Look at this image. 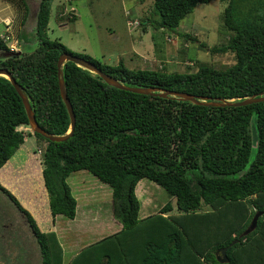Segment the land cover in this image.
<instances>
[{"label": "trees", "instance_id": "trees-1", "mask_svg": "<svg viewBox=\"0 0 264 264\" xmlns=\"http://www.w3.org/2000/svg\"><path fill=\"white\" fill-rule=\"evenodd\" d=\"M211 1L154 0L159 27L176 29L199 3ZM53 3L39 2L35 26L39 45L34 51H11L10 37H0V50L10 53L0 60V67L25 88L37 121L47 131L66 134L70 129L58 79V59L65 52L85 57L130 84L213 99L244 98L264 91V0H228L223 22L229 38L210 52L232 53L235 62L221 68L200 63L192 72L136 69L123 61L102 63L90 54L75 52L48 37ZM74 10L69 20L77 18ZM150 22L146 17L141 23ZM184 37L198 40L189 33ZM65 76L76 114L74 134L65 141L34 132L16 88L0 76V169L27 136L46 143L42 156L52 222L48 230L41 227L43 217L35 216L0 181V190L26 216L42 264H264V101L206 106L135 93L109 85L71 61L65 65ZM254 116L256 146L251 129ZM81 171L110 186L114 218L110 225L102 220L87 225L83 220L74 226L75 234L99 238L66 263L55 219L58 215L77 218L78 198L68 178ZM144 178L163 187L176 205L168 201L157 212L140 217L142 203L136 187ZM257 213V226L245 234ZM116 220L121 225L114 229ZM225 247L228 261L221 262L218 255Z\"/></svg>", "mask_w": 264, "mask_h": 264}, {"label": "rangeland", "instance_id": "rangeland-1", "mask_svg": "<svg viewBox=\"0 0 264 264\" xmlns=\"http://www.w3.org/2000/svg\"><path fill=\"white\" fill-rule=\"evenodd\" d=\"M6 1L13 5L10 8L12 14L20 15L16 16V23L9 28L10 31L0 22V37H3L2 34L10 37L7 44L11 51H34L39 45L35 26L40 0H26V4L21 0ZM227 5L228 0L199 3L176 29H170L159 27L161 17L155 9L154 0H54L47 33L50 39H59L73 51L90 54L102 63L123 61L131 68L165 69L170 72H192L200 63L221 68L235 62L232 53L210 52V48L226 43L229 38L223 22ZM72 9L77 16L75 20L68 19ZM61 11L65 12L62 16L59 15ZM146 17L151 22L143 25L142 19ZM129 20H132V26ZM187 33L198 40L186 39L184 34ZM201 43L207 48L201 47ZM8 54L0 50V60ZM255 122L254 116L251 129L256 146ZM45 146L46 143L38 137L27 136L9 163L0 169V181L7 184L35 216L43 217L41 227L44 231L52 226L50 212L47 211L49 195L43 178V153L39 152L40 147L43 152ZM255 151L254 148L252 158ZM68 182L78 198V215L75 221L58 215L54 226L65 247L66 263L83 246L99 238L75 234L72 230L74 226L83 220L88 221L87 225L99 220L110 221V225L114 218L110 186L87 171L71 175ZM136 193L142 203L140 217L157 212L168 201L176 205V200L163 187L147 178L140 180ZM120 225L116 220L114 229ZM0 264H42L40 248L26 216L1 190Z\"/></svg>", "mask_w": 264, "mask_h": 264}, {"label": "water", "instance_id": "water-1", "mask_svg": "<svg viewBox=\"0 0 264 264\" xmlns=\"http://www.w3.org/2000/svg\"><path fill=\"white\" fill-rule=\"evenodd\" d=\"M68 61L74 62L77 65L81 66L82 68L90 71L91 73L98 75L100 78L103 79V81H105L109 85H112L120 89L132 91L135 93H141V94H146V95L150 94V95L161 96L165 98L166 97H176L177 99L181 101H191L195 104H201V105H206V106H245V105L264 101V91L258 94H253L251 96L244 97V98H233V99L216 98V99H213L212 97L196 96L194 94L184 92V91L168 90V89H161L158 87L130 84V83L121 81L113 77L112 75L106 73L96 63H94L93 61L89 59H86L85 57H82L80 55H76L73 53L65 52L61 54L58 59V79H59L60 93L67 107L68 113H69L70 129L66 134H55L50 131H47L39 124V122L37 121L36 115H35V111L32 107L30 97L27 94L25 88L20 83H18L16 78L12 75V73L7 68L0 67V76L7 77L12 82L18 94L22 98L28 118H29V124H30L31 129L34 132L39 133L43 135L44 137H46L47 139L52 140V141H65L69 139L74 134V131L76 128V114H75L72 102L68 96V89H67L66 76H65V65ZM254 129L256 132L257 131L256 122H255ZM259 216H260V213H257L254 216L251 224L249 225L248 229L245 231V234L249 233L257 226ZM227 250H228V247H225L222 250V253L218 255V259L221 262L228 261Z\"/></svg>", "mask_w": 264, "mask_h": 264}, {"label": "crops", "instance_id": "crops-1", "mask_svg": "<svg viewBox=\"0 0 264 264\" xmlns=\"http://www.w3.org/2000/svg\"><path fill=\"white\" fill-rule=\"evenodd\" d=\"M0 2H2L0 4V12L2 13V17L0 19V22L3 24V26H5V29H7V31H8L9 28H13V25L16 23L15 18H16V16H19L20 14H18L16 16H14V14H12V11L10 10V8L12 9L13 5L10 2H7L6 0H0ZM37 13H38V10H37ZM20 23H21V25H23V22H20ZM18 171H20V170H18ZM18 174H22V173H18Z\"/></svg>", "mask_w": 264, "mask_h": 264}, {"label": "built area", "instance_id": "built-area-1", "mask_svg": "<svg viewBox=\"0 0 264 264\" xmlns=\"http://www.w3.org/2000/svg\"><path fill=\"white\" fill-rule=\"evenodd\" d=\"M135 21H137V22H138V20H137V19H135ZM128 23H129V25H130V26H132V20H129V22H128ZM7 38H8V37H7ZM39 152H40V154H41V153H43L41 148L39 149Z\"/></svg>", "mask_w": 264, "mask_h": 264}, {"label": "clouds", "instance_id": "clouds-1", "mask_svg": "<svg viewBox=\"0 0 264 264\" xmlns=\"http://www.w3.org/2000/svg\"><path fill=\"white\" fill-rule=\"evenodd\" d=\"M9 31V30H8ZM2 36L4 37V35L2 34ZM41 148V147H40ZM42 149V148H41Z\"/></svg>", "mask_w": 264, "mask_h": 264}]
</instances>
